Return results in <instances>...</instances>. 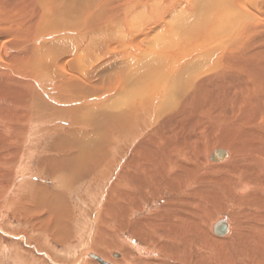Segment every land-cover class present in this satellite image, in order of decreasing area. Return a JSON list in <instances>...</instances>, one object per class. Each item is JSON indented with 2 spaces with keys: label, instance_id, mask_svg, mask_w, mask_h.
I'll return each instance as SVG.
<instances>
[{
  "label": "bare ground",
  "instance_id": "6f19581e",
  "mask_svg": "<svg viewBox=\"0 0 264 264\" xmlns=\"http://www.w3.org/2000/svg\"><path fill=\"white\" fill-rule=\"evenodd\" d=\"M53 130L63 152L46 161L64 191L85 177L90 186L114 178L95 207L106 210L91 217H122L144 253L161 254L153 264L191 246L232 261L233 242L246 262L260 261L264 0H0V152L9 155L0 176L26 173L29 145ZM64 191L35 187V200L16 210L55 240L70 238ZM156 195L164 201L130 221ZM214 209L241 221L234 229ZM11 244L15 262L33 264ZM90 251L88 260L107 261Z\"/></svg>",
  "mask_w": 264,
  "mask_h": 264
},
{
  "label": "rangeland",
  "instance_id": "374dc122",
  "mask_svg": "<svg viewBox=\"0 0 264 264\" xmlns=\"http://www.w3.org/2000/svg\"><path fill=\"white\" fill-rule=\"evenodd\" d=\"M56 133L57 131L53 130V133L48 134V136H46L45 138H42L36 143H31L29 145L30 149L27 153H25L26 155H24L23 157L25 158V160H27L28 158H30V160L28 161V164H26V162L24 161L22 162L23 166L26 164V173L15 174L14 169L12 173L13 175L9 174L8 176L6 174L8 177L5 175L6 177L4 176V178L2 177L3 175L0 176V185L2 184L6 188L2 189V187H0V227L4 229L6 227L7 230L5 233L0 232V250L2 251L0 252V264H13L15 262V250L11 246L13 245L11 244L13 242H15V246L19 245L21 246L20 248L29 253L33 264H99L94 260H88V256V259L85 257L84 253L88 254V252H91V249L92 251L98 252V254H100V256H102L107 261H110L109 264H127L123 261V257L119 258V256H123L124 252L126 253L127 258H133L135 259V262L137 259V262L135 264H144V261L146 260L149 261L148 264H153V261H156L157 257L161 256V254L158 253V255L157 253L155 254V252H153V254H149L148 252L150 251L144 253L143 246L145 247V244L143 240L141 238L138 239L136 235L131 234L130 230H128L129 227L122 224V217H113L112 215L109 216L105 214L98 221V224H95V219L91 217L98 211L106 210V208L102 205L103 201H101L100 207H95L99 205V198L101 193L109 189V186L114 178L111 177V180L98 182L97 186H94L93 184L90 186V180L85 177L84 180L74 183V186H70L71 188L69 187L67 188V191H64V188L61 186L60 178L57 179V175L59 174L55 175L54 177V173L49 169L50 165H47L48 162L46 161L53 156L61 155L63 152V150H61L58 146L60 145L58 143V137H60V135L58 137L56 136L58 138L57 139L55 137V135H57ZM0 154H2L0 156L1 164L2 159L6 158L5 156L8 154H4L2 152H0ZM5 166H13V164L7 163ZM40 186L50 192L54 191V195L56 194V191L62 190L67 193L66 196L71 207V213L73 214V220L70 221L72 225L71 231L73 230V235L70 238L62 237L63 239H61L60 241L57 239L55 240L52 233L45 230L42 221L41 225H35L38 219L32 218L27 221L23 216H20V214H22V211L16 210L18 206L22 204V202H24L25 204L27 202L34 201L35 187L39 188ZM114 193V190H110V192L108 193V204L112 206H114L116 202L115 198H117V196L112 195ZM165 195L168 196L170 194L165 193ZM146 201L147 203L143 202V200L139 202L140 207H142L141 205H143V210L141 209L135 215H133L130 221L143 217L150 210L161 204L164 199L163 196L159 197L156 195L153 198H148V200ZM108 209H113V207L110 206L107 208V210ZM227 210L218 212L214 209L213 216L215 217V215L218 216L220 214L227 215L231 223H234L233 228L235 229L236 221L238 220V222H240L241 217L239 216L240 218L236 219L228 213L230 210ZM205 214L206 213L202 215ZM206 217L207 216H204L205 220H207L208 218ZM203 224L204 223L202 222V225ZM240 226H242V222ZM205 227L206 226L204 224L203 228ZM40 228H44V235H39L38 229ZM25 231H29V233L23 240L18 236H21L23 232L25 233ZM127 239L129 241H127ZM131 240L137 242L139 246H132L130 243ZM228 241L230 240H227V242ZM37 243L40 244L38 245ZM230 244L231 245H227V247H224L230 249L231 253H229V256H227V258H233L234 260L232 261L230 259H224L222 257V254V258H218V255L215 253V251H211L205 247H200L198 249L197 246L195 248L191 246L187 247V249H191H186L181 254L182 256L174 254L177 255L175 256L176 258L179 257L180 259H174L171 264H180L181 261L182 264H264V258H261L260 261L258 260L253 263L246 262L245 253L239 251L241 244H238L236 242ZM115 246L117 247V249H115ZM4 247L5 249H3ZM34 247L36 248V250L33 249ZM111 251H113L112 255ZM114 252H116V256H114ZM117 253L119 254L118 256ZM104 255H106L107 257H105ZM253 255H249L248 257L252 258L251 256ZM154 256L156 257V259ZM140 257H142L143 259ZM15 263L17 264L19 262L17 261Z\"/></svg>",
  "mask_w": 264,
  "mask_h": 264
},
{
  "label": "water",
  "instance_id": "95a60500",
  "mask_svg": "<svg viewBox=\"0 0 264 264\" xmlns=\"http://www.w3.org/2000/svg\"><path fill=\"white\" fill-rule=\"evenodd\" d=\"M99 259V258H98ZM100 260V262L102 263V264H109V263H106V262H104V261H102L101 259H99Z\"/></svg>",
  "mask_w": 264,
  "mask_h": 264
}]
</instances>
